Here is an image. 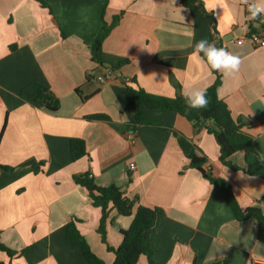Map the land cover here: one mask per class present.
Returning a JSON list of instances; mask_svg holds the SVG:
<instances>
[{
    "label": "crops",
    "instance_id": "crops-1",
    "mask_svg": "<svg viewBox=\"0 0 264 264\" xmlns=\"http://www.w3.org/2000/svg\"><path fill=\"white\" fill-rule=\"evenodd\" d=\"M0 0V250L4 264H92L82 246L66 236L74 220L92 250L112 264L120 229L131 216L111 210L107 242L97 228L101 209L74 175L115 183L130 199L163 209L150 231L155 264H253L264 262L255 216L238 220L222 189L189 165L172 128L208 157L206 170L226 178L241 209L264 214V178L224 165L219 146L204 127L174 110L148 109L166 128L139 125L126 98L124 79L147 92L173 97L177 85L190 95L214 82L195 44L206 39L242 58L238 72L221 74L217 92L233 115L248 123L264 164V45L237 43L249 30L243 0ZM254 3L255 0H248ZM121 14L95 53L92 42L104 22ZM264 18V16H262ZM264 37V30L259 27ZM14 45L13 47H11ZM98 58V59H96ZM122 65L117 69L112 67ZM108 69L114 76H109ZM98 76H104L103 81ZM33 81L47 84L60 108L34 107L20 96ZM105 114L107 119L90 118ZM85 141L87 153L73 160L70 144ZM245 166L243 150L230 156ZM43 161V164L39 162ZM136 168L130 169L129 163ZM39 166V169H35ZM136 264H148L141 255Z\"/></svg>",
    "mask_w": 264,
    "mask_h": 264
},
{
    "label": "trees",
    "instance_id": "trees-1",
    "mask_svg": "<svg viewBox=\"0 0 264 264\" xmlns=\"http://www.w3.org/2000/svg\"><path fill=\"white\" fill-rule=\"evenodd\" d=\"M38 1L43 6H47L44 0ZM197 1L199 0H181L185 6ZM120 17L121 14L115 15L110 25L104 22L101 26L92 42V47L96 54L101 51L104 37L112 26L119 21ZM259 27H262L264 30L263 17L249 20L250 32H258ZM121 65L122 62L118 66L112 67V69H117ZM211 70L215 73V79L211 85L204 89L209 100L206 108L189 107L185 99V95L188 94L182 92L179 83H176V94L173 97H168L147 92L137 84L135 79H124L126 98L130 104L136 107L135 122L139 125L166 128L167 126L162 120L152 117L148 113V109L174 110L192 122L198 129L204 127L209 133L213 134L219 146V159L224 165L234 169H242L249 175H257L264 178V164L253 145V135L244 128L248 123L244 122L240 117H233L227 102L219 97L217 89L221 84V74L212 68ZM20 96L32 106L45 108L50 111H57L61 105L59 97L47 84L41 81H33L22 87ZM90 118L107 119L108 116L105 114H94ZM5 124L6 121L0 132V140ZM172 132L176 136L185 156L189 159V165L198 169L211 183L223 190L225 199L235 217L238 220H244L249 216L257 218V236L259 240L264 241V214L260 207L251 206L241 209L231 183L226 178L213 176L206 170L205 163L208 161V157L201 153L200 149L182 132L175 128H172ZM70 149L73 160L87 153L85 141L80 138L71 140ZM239 150L244 151L245 166L236 165L230 159V156ZM39 163L43 164V161ZM0 167L4 170L13 169V167L7 165H0ZM38 169L39 166L35 171ZM74 180L88 190L91 203L101 209V217L97 230L104 242H107L106 226L112 209H115L123 216H131L130 225L127 228L120 229L122 240L119 246L113 247L109 244L107 245L108 250L113 251L115 254L112 264H136L141 255L147 257L148 264H155L154 251L150 241V231L158 215L164 212L163 209L158 206H147L137 203L136 199H130L126 196L121 186L115 183L100 186L95 183L88 172L75 174ZM66 236L69 240L81 244L83 256L87 261L92 264H106L102 258L94 253L85 236L77 228L74 220H70L66 224ZM0 250L7 252L8 255L15 253L1 241ZM0 264L4 263L0 261Z\"/></svg>",
    "mask_w": 264,
    "mask_h": 264
},
{
    "label": "clouds",
    "instance_id": "clouds-1",
    "mask_svg": "<svg viewBox=\"0 0 264 264\" xmlns=\"http://www.w3.org/2000/svg\"><path fill=\"white\" fill-rule=\"evenodd\" d=\"M175 0H173V3ZM248 4V12L250 19L256 20L264 16V0H255L254 3H249L248 0H243ZM204 54L207 63L213 70L222 71L224 74H234L239 71L242 64V58L238 54H234L225 48H217L214 44H210L206 39H202L195 44L194 55L199 56ZM185 99L191 108H206L209 104L206 90L195 89L190 95H185Z\"/></svg>",
    "mask_w": 264,
    "mask_h": 264
},
{
    "label": "built area",
    "instance_id": "built-area-1",
    "mask_svg": "<svg viewBox=\"0 0 264 264\" xmlns=\"http://www.w3.org/2000/svg\"><path fill=\"white\" fill-rule=\"evenodd\" d=\"M248 14L250 16L249 12H248ZM236 41H237V43H243L244 41H248L254 46L264 45V37L262 36V34L259 32H250L249 30L245 36L237 38ZM211 44H214L217 48H221V47L224 48L223 45L217 43V37H215V40ZM107 72H108L109 76H114L113 72L110 69H108ZM98 78L101 81H103L105 79L104 76H98ZM129 168L135 169L136 168L135 162H130ZM262 202H264V199L262 200ZM253 264H264V262L259 261V260H255V261H253Z\"/></svg>",
    "mask_w": 264,
    "mask_h": 264
},
{
    "label": "water",
    "instance_id": "water-1",
    "mask_svg": "<svg viewBox=\"0 0 264 264\" xmlns=\"http://www.w3.org/2000/svg\"><path fill=\"white\" fill-rule=\"evenodd\" d=\"M0 171H1V169H0Z\"/></svg>",
    "mask_w": 264,
    "mask_h": 264
}]
</instances>
